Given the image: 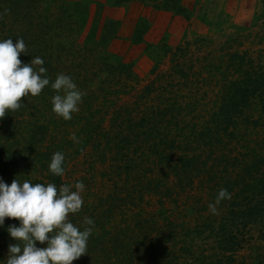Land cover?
<instances>
[{
  "label": "trees",
  "instance_id": "1",
  "mask_svg": "<svg viewBox=\"0 0 264 264\" xmlns=\"http://www.w3.org/2000/svg\"><path fill=\"white\" fill-rule=\"evenodd\" d=\"M161 1L157 8L189 20L177 0L145 3ZM70 5L0 0V40L22 38L23 63L40 57L52 81L70 75L85 93L71 120L52 111L50 85L0 120V179L85 184L83 207L69 218L83 230L90 217L95 227L87 254L72 264H264L263 61L240 36L218 58H191L204 37L165 47L154 78L139 88L132 64L107 50L120 22L107 19L98 39L81 44ZM57 151L63 176L49 171ZM222 188L232 198L212 214L208 204ZM11 225L19 221L5 218L0 228V264L15 243Z\"/></svg>",
  "mask_w": 264,
  "mask_h": 264
},
{
  "label": "clouds",
  "instance_id": "2",
  "mask_svg": "<svg viewBox=\"0 0 264 264\" xmlns=\"http://www.w3.org/2000/svg\"><path fill=\"white\" fill-rule=\"evenodd\" d=\"M28 53L22 38L15 43L10 38L0 40V120L9 112L18 111L22 98L37 97L49 85L56 92L51 99L52 111L66 121L71 120L79 112L85 93L70 75L59 73L52 81L40 57L23 63L19 57ZM72 138L77 139L75 135ZM64 162L62 152L54 153L50 173L63 176ZM85 188L82 181L58 187L54 183L21 182L17 178L9 185L0 179V228L4 227L5 218L19 221V226L7 228L15 243L8 246L6 264H72L87 254L95 222L85 217L86 227L80 230L69 218L81 211ZM231 198L227 189H220L214 202L208 204L210 213L218 214L220 203ZM37 242L46 246L38 247Z\"/></svg>",
  "mask_w": 264,
  "mask_h": 264
},
{
  "label": "rangeland",
  "instance_id": "3",
  "mask_svg": "<svg viewBox=\"0 0 264 264\" xmlns=\"http://www.w3.org/2000/svg\"><path fill=\"white\" fill-rule=\"evenodd\" d=\"M65 1L71 4L78 24L83 26L81 44L89 45L98 39L107 19L120 22L119 39L107 50L124 63L132 64L140 81L139 88L154 78L150 72L164 55L165 47L175 49L204 37L207 44L200 51L193 45L191 58L210 54L211 58H218L219 49L240 36L243 49L254 51V57L264 63V40L262 43L258 40L264 34V0H177L186 16L189 12V20L173 11L157 8L162 1L134 0L119 6H114L113 0H108L105 6L98 0ZM135 31L140 32L137 44L132 43L136 39ZM167 68L165 63L161 70Z\"/></svg>",
  "mask_w": 264,
  "mask_h": 264
},
{
  "label": "crops",
  "instance_id": "4",
  "mask_svg": "<svg viewBox=\"0 0 264 264\" xmlns=\"http://www.w3.org/2000/svg\"><path fill=\"white\" fill-rule=\"evenodd\" d=\"M101 4H105L108 0H98ZM105 6V5H104Z\"/></svg>",
  "mask_w": 264,
  "mask_h": 264
}]
</instances>
